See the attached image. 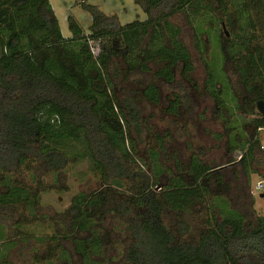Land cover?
<instances>
[{
    "label": "trees",
    "instance_id": "obj_1",
    "mask_svg": "<svg viewBox=\"0 0 264 264\" xmlns=\"http://www.w3.org/2000/svg\"><path fill=\"white\" fill-rule=\"evenodd\" d=\"M134 3L146 18L121 25L116 15L81 2L90 25L86 31L68 18L66 38L49 0H0V226L6 224L9 232L6 239L0 230L7 245L0 264H12L9 254L17 247L27 250L29 264L113 260L106 248L117 232L127 238L116 250L119 264H264V215L247 222L232 208L222 168L195 154L183 164L173 153L178 175L154 191L162 176L172 174L160 161L170 132H149L147 164L137 150L141 110L134 99L121 100L117 90L121 80L151 75L141 83L140 99L158 105L167 87L165 113L179 116L182 110L190 118L194 66L172 19L209 23L206 34L211 36V29L218 42L221 29V53L236 81L225 76V83H218L205 63L203 90L222 128L212 137L226 140L229 156L240 155L230 160L233 165L252 170L262 148L257 133L264 130V115L256 108L264 102V0ZM201 34L194 35L199 53ZM91 42L99 45L98 56ZM224 90L232 102L223 98ZM131 129L138 137L130 136ZM82 162L100 185L78 192L51 216L40 213V194L47 188L40 179L34 189L12 180L25 172L34 177L41 166L52 174ZM197 208L209 217L195 242L182 240L190 231L185 221H177L173 231L163 222L166 211L185 215Z\"/></svg>",
    "mask_w": 264,
    "mask_h": 264
},
{
    "label": "rangeland",
    "instance_id": "obj_2",
    "mask_svg": "<svg viewBox=\"0 0 264 264\" xmlns=\"http://www.w3.org/2000/svg\"><path fill=\"white\" fill-rule=\"evenodd\" d=\"M54 14L59 22L61 33L64 37H70L68 18H72L78 22L86 31L90 25V15L87 11L81 8V2L96 6L101 12L106 15H116L121 25L134 22L136 20H144L146 15L142 9L134 3V0H49ZM197 21V20H196ZM194 21L189 25L181 16H176L172 19V23L179 27L181 30V40L184 42L186 48L192 56L194 66L192 93L194 97V110L190 118L184 114L182 110L179 116H173L165 113L167 101L165 96L170 93V89L162 87L158 81V85L162 87V99L158 105L150 104L140 99L141 83L145 80L149 81L151 75L141 76L137 74L127 81H120L118 83V95L122 100L126 96L135 100L137 108L141 110L142 120L144 125L141 128V135L139 136L137 150L142 160L148 164L147 150L153 145L149 142V132L163 134L164 131L170 132V137L165 139L164 151L161 152L160 161L164 167H168L172 174L169 173L162 176L159 186L155 187L154 191L159 193L160 187L166 185L167 181L172 175H178V172L173 167V160L171 154L177 153L181 163L185 164L192 154L199 156L202 163L208 166L222 168L225 175V183L228 187V193L225 198L230 201L232 208L237 209L241 214L246 217L247 222H255L258 216L264 215V198L260 195L261 192L256 189L259 182H264V130L257 133V137L261 141V152L258 154V161L252 167V170L245 172L239 164H232L230 160H238L240 155L234 154L229 156L225 148V139L217 141L212 137L215 133H222V128L218 121L213 117V101L205 94L203 90V83L205 81L206 67L205 63L209 65L215 79L218 83H225V76L231 77L230 82L233 84L236 78L231 73L228 64L224 63V58L221 53L220 45L223 41L224 31L218 35L219 41L213 35L210 29L211 36L208 37L210 24H204L201 21ZM201 34L200 36V50L199 53L195 48V33ZM220 44V45H219ZM90 49L94 56L100 53L99 45L91 42ZM154 71V67H152ZM145 79V80H144ZM216 87L220 85L216 84ZM226 102L233 101L229 96L228 90H224L222 94ZM229 97V99H228ZM241 111L237 112L241 116ZM246 119H248L246 117ZM251 127L247 129V133L251 134ZM130 136L133 138L138 137L134 129L130 130ZM229 162V163H228ZM65 171L57 173H47L46 168L41 166V171L38 175L31 176L28 173H23L15 178L19 183L23 182L28 188L34 189L37 187L38 180L41 181L43 186H46L45 193L40 194V213L52 215L53 212H62L70 203L72 197L81 191L96 190L100 182L93 177L88 171L87 165L82 162L76 165L68 164ZM37 167V166H36ZM255 171V172H253ZM150 173V169H146ZM62 186L67 188L62 193H56L53 190H48L52 186ZM163 215L164 224L173 231L177 221H185L190 227L189 233L185 235L182 240L186 242L196 241L201 232L202 226L208 214L205 210H194V212L185 215H175L171 212H165ZM119 221L113 220L114 225H119ZM3 231V236L8 238V229L6 224L0 226ZM34 230H41L38 225L34 226ZM126 236L123 233H112V246L108 244L107 253L113 260L100 261L93 264H119L120 258L117 256V249H121L122 245L126 242ZM3 240H0V253L4 251ZM2 251V252H1ZM21 253V254H20ZM27 250L17 247L10 251L9 257L12 264H29L27 257ZM108 258V257H107Z\"/></svg>",
    "mask_w": 264,
    "mask_h": 264
},
{
    "label": "water",
    "instance_id": "obj_3",
    "mask_svg": "<svg viewBox=\"0 0 264 264\" xmlns=\"http://www.w3.org/2000/svg\"><path fill=\"white\" fill-rule=\"evenodd\" d=\"M257 111L258 113H260L261 115H264V102L263 101H259L257 103ZM260 197L264 198V192L260 195Z\"/></svg>",
    "mask_w": 264,
    "mask_h": 264
},
{
    "label": "built area",
    "instance_id": "obj_4",
    "mask_svg": "<svg viewBox=\"0 0 264 264\" xmlns=\"http://www.w3.org/2000/svg\"><path fill=\"white\" fill-rule=\"evenodd\" d=\"M256 189L263 192L264 191V182H259L256 186Z\"/></svg>",
    "mask_w": 264,
    "mask_h": 264
}]
</instances>
